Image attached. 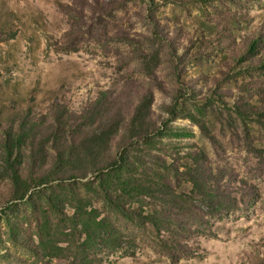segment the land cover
Returning <instances> with one entry per match:
<instances>
[{"label":"rangeland","instance_id":"374dc122","mask_svg":"<svg viewBox=\"0 0 264 264\" xmlns=\"http://www.w3.org/2000/svg\"><path fill=\"white\" fill-rule=\"evenodd\" d=\"M262 59L264 0H0V264H264ZM140 104L150 132L130 143ZM89 107L112 133L81 168L117 166L12 177L4 129L25 117L39 138ZM20 151L23 177L45 170Z\"/></svg>","mask_w":264,"mask_h":264},{"label":"trees","instance_id":"16d2710c","mask_svg":"<svg viewBox=\"0 0 264 264\" xmlns=\"http://www.w3.org/2000/svg\"><path fill=\"white\" fill-rule=\"evenodd\" d=\"M260 37L256 36L250 39L246 45L245 52L252 53L255 51L257 46V41ZM258 66H264V59L259 61ZM146 105L140 104L136 105L128 118L124 126L125 134L130 137V143L135 139L145 138L150 131H148V126L145 124L146 119ZM88 112L83 114L77 113L76 119H72L70 114L65 110V112L52 113L53 121L50 124V134L43 135L39 138H36L35 135L30 133V127L25 122L26 119H21L17 122V125L8 126V129H4L1 134V144L3 148V162L11 170L12 177L22 178L30 186L47 184L49 180H73L83 178L88 174L98 176L102 170L106 167H114L120 163L121 155L118 154V157L112 158L107 155L98 156L97 160L90 161L88 166H93V168H81L83 165L88 164L85 158H80L79 155H90L92 151L95 150V145H100L101 143L106 142L108 136L112 131H107V128H101L100 125L93 124V115L90 113L94 111L93 107L87 108ZM90 111V112H89ZM120 114V113H119ZM81 117V121H78L77 118ZM86 118V120H85ZM125 120V119H124ZM115 123V122H114ZM85 124L88 127L87 135L81 138L75 134V130L80 127V125ZM116 127V124H115ZM126 138H121V147H124V141ZM27 144L28 157H29V166L37 162V166H42L43 161L46 167L45 170L41 172H36L35 175L28 174L23 177L19 167L15 164L18 163V157L21 159V151L19 149L23 147L24 144ZM107 144V142H106ZM45 147L52 150L50 159L42 160L45 158ZM42 149L44 152H42ZM126 146V150H127ZM15 152L12 157V153ZM82 152V153H80ZM121 153V151H120ZM100 154V153H99ZM97 156L98 154H93ZM35 156L37 160H35ZM72 166H77L73 168ZM201 174L200 180L205 182L207 179L206 173L203 172L202 167L199 170ZM29 186V187H30ZM220 205H229L224 204L223 202ZM228 207V206H226Z\"/></svg>","mask_w":264,"mask_h":264}]
</instances>
